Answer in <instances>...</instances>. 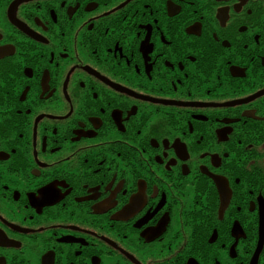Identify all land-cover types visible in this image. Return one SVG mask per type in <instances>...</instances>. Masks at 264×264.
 <instances>
[{"label":"flooded vegetation","instance_id":"obj_1","mask_svg":"<svg viewBox=\"0 0 264 264\" xmlns=\"http://www.w3.org/2000/svg\"><path fill=\"white\" fill-rule=\"evenodd\" d=\"M0 264H264V0H0Z\"/></svg>","mask_w":264,"mask_h":264}]
</instances>
